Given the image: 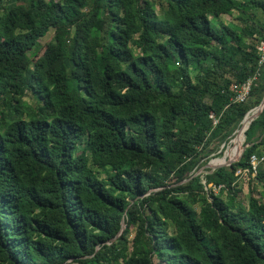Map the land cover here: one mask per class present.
Returning <instances> with one entry per match:
<instances>
[{
    "label": "trees",
    "instance_id": "1",
    "mask_svg": "<svg viewBox=\"0 0 264 264\" xmlns=\"http://www.w3.org/2000/svg\"><path fill=\"white\" fill-rule=\"evenodd\" d=\"M261 42L264 0H0V264H264V109L195 175Z\"/></svg>",
    "mask_w": 264,
    "mask_h": 264
},
{
    "label": "rangeland",
    "instance_id": "2",
    "mask_svg": "<svg viewBox=\"0 0 264 264\" xmlns=\"http://www.w3.org/2000/svg\"><path fill=\"white\" fill-rule=\"evenodd\" d=\"M222 20L224 22H229L231 20L230 17L228 16H222ZM48 38L49 37H46L44 40L45 42L48 41ZM253 110V109H252ZM251 110V111H252ZM250 111V112H251ZM243 126V122H242V125ZM241 128V127H240ZM239 128V129H240ZM238 129V130H239ZM247 130V129H246ZM246 132V131H245ZM237 136H238V131H236L234 133V137L232 138V140H230L226 145L223 143V144H214L212 145V148H213V151L211 152V154L208 156V161L207 163L209 164L210 167H213V162L217 161L218 159L221 158V156L224 154V153H228L230 152L233 148H234V145L231 146V148L229 149V146H230V143L233 141V140H237ZM245 133H244V142H243V145H242V148L245 146ZM229 157V156H228ZM227 157V158H228ZM206 163V164H207ZM206 164H202L200 166V168L197 170V175H201V176H204L206 174H209L210 173V168L206 167ZM260 165H263V169H264V162L261 163ZM251 176H246V177H241L238 181V189L240 190V193L238 195V199L244 204L246 205L247 204V200H248V197H249V194L250 192L252 191L253 194L256 196V197H259V192H262L263 188L261 186L260 183H258L256 180L253 179V176L250 178ZM250 178V179H249ZM210 187V186H209ZM215 193H218V190L214 189L213 190ZM225 195H223L222 197H224Z\"/></svg>",
    "mask_w": 264,
    "mask_h": 264
},
{
    "label": "built area",
    "instance_id": "3",
    "mask_svg": "<svg viewBox=\"0 0 264 264\" xmlns=\"http://www.w3.org/2000/svg\"><path fill=\"white\" fill-rule=\"evenodd\" d=\"M258 54H259L258 65L261 66L262 64H264V42L260 43ZM257 76H258V74H256L252 78L248 79L245 83H243L239 87V89H237L234 101H236V102H244L248 98V95H249V92H250L251 83L256 79ZM209 118L212 119L213 125H215L217 123V120L214 119L213 115H210ZM262 161H263V157L260 158V159H257L256 157H252L251 158V160H250L251 169H252L251 177L255 176L256 168ZM241 172H242L243 177H246L248 175V171L247 170L238 171V173H241ZM219 188L220 187H217V188H214V189L218 190Z\"/></svg>",
    "mask_w": 264,
    "mask_h": 264
},
{
    "label": "bare ground",
    "instance_id": "4",
    "mask_svg": "<svg viewBox=\"0 0 264 264\" xmlns=\"http://www.w3.org/2000/svg\"><path fill=\"white\" fill-rule=\"evenodd\" d=\"M256 113V109L252 110L248 115H250V120L251 118L253 117V115ZM246 116V117H247ZM249 120V122H250ZM249 122L244 125L243 127H241L238 131V136H237V140H233L231 143H230V146H229V149L231 148L232 145H234V148L228 152V153H224L220 159H218L217 161L213 162V167H216L218 166L221 162H223L228 156L234 154L238 149L239 147L241 146V143H242V135L243 133L246 131L248 125H249Z\"/></svg>",
    "mask_w": 264,
    "mask_h": 264
},
{
    "label": "water",
    "instance_id": "5",
    "mask_svg": "<svg viewBox=\"0 0 264 264\" xmlns=\"http://www.w3.org/2000/svg\"><path fill=\"white\" fill-rule=\"evenodd\" d=\"M254 109H256V113H255V114L253 115V117L251 118L249 124L251 123L252 120H254L255 118H257V117L261 114L262 110L264 109V96H263V98H262L260 104H259L257 107H255ZM254 109H253V110H254ZM249 113H250V112H248L247 114H249ZM247 114L245 115V117L247 116ZM245 117H244V119H245ZM244 119H243V121H244ZM243 121H242V122H243ZM248 126H249V125H248ZM247 129H248V127H247ZM245 148H246V146H244V147L242 148L240 156H239L236 160H234V161H228V162L223 163V164H221V165H218V166H216V167H210L209 164L207 163V164H206V167H208V168L211 169L210 172H212V171H214V170H217V169H219V168H222V167H229V166H231L232 164H234L235 162H238V161H239V159L241 158V156H242V154H243ZM195 175H197V172L195 173ZM123 229H124V223L121 222V229H120V232H121Z\"/></svg>",
    "mask_w": 264,
    "mask_h": 264
}]
</instances>
